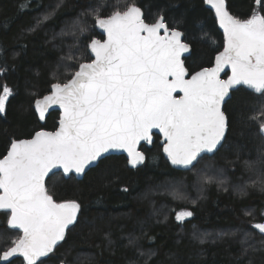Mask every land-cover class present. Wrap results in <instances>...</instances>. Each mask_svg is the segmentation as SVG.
<instances>
[{
    "label": "snow or ice",
    "instance_id": "1",
    "mask_svg": "<svg viewBox=\"0 0 264 264\" xmlns=\"http://www.w3.org/2000/svg\"><path fill=\"white\" fill-rule=\"evenodd\" d=\"M205 2L215 10L223 29L224 48L213 67L195 72L185 63L190 45L184 42L183 33L170 27L163 15L146 23L136 0L123 4L121 0H95L94 5L82 6L85 10L56 34L62 40L73 39L57 66L66 69L67 78L60 82L54 72L57 82L47 94L35 97L30 108L40 120L50 109L58 108V127L54 132L36 131L31 139H13L0 159V212L7 215L9 229L22 232L13 246L0 254L2 264H12L17 257L23 258L22 264H48L42 258H50L66 243L71 228L80 223L81 205L57 202L46 187L47 177L61 171L64 177L72 173L80 176L113 151L126 152L133 168L143 165L147 157L137 145L151 143L154 129L164 137L163 153L172 169L193 174L191 187L199 195L191 200L192 205L204 198L208 185L215 183L228 190L224 187L227 180L219 178L222 170L216 171L211 163L203 168L199 165L226 147L229 120L222 105L232 89L246 86L264 102V0H255L259 9L243 20L229 13L225 0ZM64 4L65 0H58L50 6L51 11L29 31L35 32L55 18ZM109 8L112 10L105 16ZM97 28L103 38L93 37L85 44ZM81 49L83 54L75 55ZM226 68L231 69V75L221 79V73L227 75ZM3 71L0 69V74ZM14 94L12 88L2 86L0 114L6 113ZM249 121L258 125L257 136L264 141V108ZM244 165L256 178L237 186L239 194L247 195V187L264 192V147L255 161L246 160ZM187 187L184 180L176 181L169 194L174 200L187 201ZM244 215L254 218L250 210ZM192 217L194 212L188 209L175 214L180 225ZM260 217L264 219V211ZM251 227L255 231L237 229L216 236L234 237L242 232V255L264 253V222ZM208 235L193 232V239L203 244ZM128 245L135 247L136 240L130 238ZM145 255L148 264L156 253L140 252L141 257Z\"/></svg>",
    "mask_w": 264,
    "mask_h": 264
},
{
    "label": "trees",
    "instance_id": "2",
    "mask_svg": "<svg viewBox=\"0 0 264 264\" xmlns=\"http://www.w3.org/2000/svg\"><path fill=\"white\" fill-rule=\"evenodd\" d=\"M57 2L0 0V69H4L0 74V90L7 85L15 93L7 103L6 113L0 114V159L13 139H31L36 131L53 132L57 127V112L40 120L30 105L35 97L47 94L51 84L57 82L54 72L60 82L67 78L66 69L63 66L57 69V66L60 58L68 54L73 39L62 40L56 34L85 10L82 6L94 5L95 0H65L55 18L37 31H29ZM136 3L142 8L146 23H153L163 15L170 27L183 33L184 42L190 45V54L185 60L190 72L214 65L215 57L223 51L224 39L211 6L204 0H136ZM225 5L231 15L242 20L260 7L255 0H225ZM93 37L102 39L95 30L85 44ZM82 54L83 49L75 52L77 56ZM262 108L264 102L251 90L239 86L230 91L223 107L229 120L226 147L211 161H202L199 165L211 163L216 171L222 170L219 178L227 180L224 187L228 190L215 183L208 185L204 198L197 200L196 205L191 204L192 199H197L193 190L187 189L189 200L186 202L176 201L168 193L153 191L167 180H184L191 187L194 179L192 173H177L172 169L162 155L156 136L149 148L140 147L147 159L136 169L128 168L122 156H109L81 180L64 179L61 174L52 176L46 182L49 193L57 202H78L80 223L71 228L66 243L44 259L48 264H61L62 260L65 264H145L147 255L141 257L140 252L155 251L148 264H249V260L252 264H264V253L242 255V232L234 237L216 236L237 229L255 231L251 226L264 222L260 217L264 211V192L247 187V195L241 196L237 191V186L256 178L244 161H255L258 150L264 147V141L257 136L258 125L249 121ZM124 188L128 191L124 192ZM183 209L192 210L194 217L180 225L175 214ZM245 210L252 211L254 218L246 217ZM7 219L0 212V254L20 236V231L8 228ZM193 232L209 235L201 244L193 239ZM130 238L136 240L135 247L128 245ZM12 264H22V261L13 258Z\"/></svg>",
    "mask_w": 264,
    "mask_h": 264
},
{
    "label": "water",
    "instance_id": "3",
    "mask_svg": "<svg viewBox=\"0 0 264 264\" xmlns=\"http://www.w3.org/2000/svg\"><path fill=\"white\" fill-rule=\"evenodd\" d=\"M207 5H209V4H207ZM210 6V5H209ZM96 32L102 37V35H101V33H102V30L101 29H99V28H97L96 29ZM103 38V37H102ZM183 38V37H182ZM184 40V39H183ZM189 54H190V52L189 53H186L185 54V57L187 58L188 56H189ZM214 64H215V61H214ZM214 66V65H213ZM212 66V67H213ZM225 71H226V73H228V71H229V68H226L225 69ZM225 74L224 73H221V79H225ZM180 95H182V93L180 94ZM226 100L228 101L229 100V98H226ZM224 105L225 104H223L222 105V110H223V107H224ZM51 112H57L58 113V115H59V118H60V111H59V109L58 108H52V109H50L49 110V112L48 113H46V117H47V115L49 114V113H51ZM38 116V115H37ZM59 118H58V121H59ZM57 127H58V122H57ZM57 127H56V129H57ZM55 129V130H56ZM54 130V131H55ZM53 131V132H54ZM154 136H156V137H158L159 138V143H160V146H161V152H162V155H163V157L165 158V160H166V162L168 163V161H167V158H166V156H165V154L163 153V144H164V137H163V135L162 134H160L159 132H158V130H153V138H152V142L154 141ZM152 142L151 143H148V142H144V141H142L139 145H137V150L138 151H140V147L141 146H147V147H150V145L152 144ZM9 150V149H8ZM6 155V154H5ZM109 156H122V157H124L125 159H126V162H127V166H128V168H130V169H136V168H138V167H140L141 165H138L136 168H133L129 163H128V154L126 153V152H124V151H113V152H110V153H107V154H105V158L106 157H109ZM104 159V158H103ZM102 159V160H103ZM97 164H98V162H97ZM169 164V163H168ZM170 165V164H169ZM96 165H93V166H91L89 169H87L86 170V172H85V174L90 170V169H92V168H94ZM171 166V165H170ZM61 175H62V171H61V173H60ZM85 174H82V175H80V176H76L75 175V173H72V174H70L68 177H64L63 175V178L64 179H68L69 177H73L75 180H81L82 178H83V176L85 175ZM52 176H54V175H50L49 177H47L46 178V182L52 177ZM0 264H2V262H0Z\"/></svg>",
    "mask_w": 264,
    "mask_h": 264
},
{
    "label": "rangeland",
    "instance_id": "4",
    "mask_svg": "<svg viewBox=\"0 0 264 264\" xmlns=\"http://www.w3.org/2000/svg\"><path fill=\"white\" fill-rule=\"evenodd\" d=\"M205 1V0H204ZM206 3V2H205ZM211 6V5H210ZM212 8V7H211ZM212 10H213V12H214V15H215V10L212 8ZM215 18H216V15H215ZM216 21H217V26H218V28L220 29V31L222 32V34H223V39H224V32H223V29L220 27V25H219V22H218V20H217V18H216ZM223 47H224V42H223ZM229 75H231V69L229 68ZM243 87V86H242ZM1 115H3V114H1ZM204 166L202 165L201 166V168H203ZM175 182L174 181H165V185H161V186H159V187H157V188H153V191H158V192H160V194H169L170 193V191H171V188H172V185L174 184ZM187 189L188 190H193L192 192H194V194H195V196H196V198L198 197V195H199V193L197 192V190L195 189V188H191V187H187ZM187 190V191H188ZM150 193V192H149ZM152 193V192H151ZM239 193V192H238ZM170 195V194H169ZM171 196V195H170ZM176 201H179V200H176ZM188 201V200H187ZM186 202V201H185ZM155 216V215H154ZM8 226V225H7ZM8 228H9V226H8ZM18 230V229H17ZM19 231V230H18ZM20 235H22V232H20ZM19 238V237H18ZM196 242H198L197 240H195ZM18 258H20L21 259V261H23V258L22 257H18ZM42 259H44V258H42Z\"/></svg>",
    "mask_w": 264,
    "mask_h": 264
},
{
    "label": "flooded vegetation",
    "instance_id": "5",
    "mask_svg": "<svg viewBox=\"0 0 264 264\" xmlns=\"http://www.w3.org/2000/svg\"><path fill=\"white\" fill-rule=\"evenodd\" d=\"M154 137H155V136H154ZM153 142H154V141H153ZM153 142H152V144H153ZM152 144H151V145H152ZM151 145H150V146H151ZM159 146H160V143H159ZM160 147H161V146H160Z\"/></svg>",
    "mask_w": 264,
    "mask_h": 264
},
{
    "label": "crops",
    "instance_id": "6",
    "mask_svg": "<svg viewBox=\"0 0 264 264\" xmlns=\"http://www.w3.org/2000/svg\"><path fill=\"white\" fill-rule=\"evenodd\" d=\"M244 87H246V86H244ZM247 88V87H246ZM233 90V89H232Z\"/></svg>",
    "mask_w": 264,
    "mask_h": 264
},
{
    "label": "bare ground",
    "instance_id": "7",
    "mask_svg": "<svg viewBox=\"0 0 264 264\" xmlns=\"http://www.w3.org/2000/svg\"><path fill=\"white\" fill-rule=\"evenodd\" d=\"M148 148V147H147Z\"/></svg>",
    "mask_w": 264,
    "mask_h": 264
}]
</instances>
